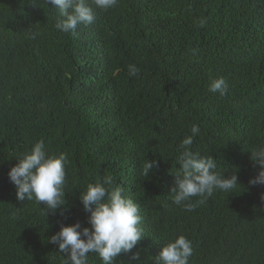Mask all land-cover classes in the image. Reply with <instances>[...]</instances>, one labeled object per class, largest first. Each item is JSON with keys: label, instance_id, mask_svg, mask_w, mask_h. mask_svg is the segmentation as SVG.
<instances>
[{"label": "trees", "instance_id": "obj_1", "mask_svg": "<svg viewBox=\"0 0 264 264\" xmlns=\"http://www.w3.org/2000/svg\"><path fill=\"white\" fill-rule=\"evenodd\" d=\"M50 7L0 0V264H66L47 239L61 223L88 226L80 191L107 174L139 205L144 233L117 264H155L181 234L192 243L189 264H264V184H249L259 171L250 149L264 144V0H118L93 6L94 23L75 34L56 29ZM218 77L229 86L223 97L208 90ZM193 124L192 150L240 185L202 204L193 197L187 211L170 189ZM40 140L68 157L66 206L55 212L18 201L8 177ZM88 264L102 262L89 253Z\"/></svg>", "mask_w": 264, "mask_h": 264}, {"label": "clouds", "instance_id": "obj_2", "mask_svg": "<svg viewBox=\"0 0 264 264\" xmlns=\"http://www.w3.org/2000/svg\"><path fill=\"white\" fill-rule=\"evenodd\" d=\"M58 11L55 27L58 31L75 34L81 24L94 23L93 6L109 10L117 6L118 0H46ZM206 18L198 20V26L204 27ZM128 75L136 77L140 69L135 64L127 67ZM208 90L221 97L228 94L229 86L225 78L210 80ZM191 134L181 140L180 152L176 162L180 167L176 173L174 186L170 189L171 201L177 206L191 211L195 204L193 197H199L196 204L204 203L207 197L216 191L236 192L238 178L235 172L225 175L216 171L213 156L201 155L193 151L200 128L193 124ZM250 160L259 166L258 174L249 179V184H264V144L250 149ZM17 163L8 171V177L16 188V198L20 202L35 200L47 211H56L66 206L65 166L68 157L64 153L56 155L46 151L43 140L34 143L29 151L17 157ZM156 160H146L142 166V175L150 176ZM123 186L114 182L111 174L104 175L95 182H89L79 199L83 210L88 213V226L82 227L77 221L73 224H60L59 231L48 237V242L58 246L60 252L67 253L66 264H88L89 253H95L102 264H117L120 254L130 252L144 235L139 205L124 194ZM264 200V194L261 195ZM193 255L191 241L183 234L162 244L155 256V264H189ZM133 259L138 253H133Z\"/></svg>", "mask_w": 264, "mask_h": 264}]
</instances>
